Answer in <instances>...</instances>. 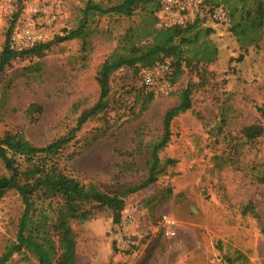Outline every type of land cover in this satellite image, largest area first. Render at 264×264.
<instances>
[{"label":"rangeland","instance_id":"obj_1","mask_svg":"<svg viewBox=\"0 0 264 264\" xmlns=\"http://www.w3.org/2000/svg\"><path fill=\"white\" fill-rule=\"evenodd\" d=\"M85 2L0 0V53L17 10L12 33L30 18L41 42H51L78 25ZM155 16L140 10L131 17L96 16L85 40L54 43L39 58L13 59L0 74V138L18 133L40 147L65 135L79 113L96 103L95 78L103 66L119 57L135 59L112 74L107 110L82 126L60 160L68 175L112 193L146 178V148L162 135L164 115L178 104L179 91L192 83L191 108L174 118L170 142L159 153L161 163H175L165 166L154 184L125 197L118 225L109 212L96 210L70 222L75 264H264V183L258 181L264 175V134L253 143L243 137L247 126L264 127L257 111L264 97V27L258 45L245 47L228 25L205 20L191 34L197 33L192 49L208 46L214 60L197 64L194 59L170 94L152 95L145 103L149 91L140 83L142 65L149 57L171 60L149 54L168 35ZM19 163L24 165L22 158ZM125 164H133L131 171ZM22 211L15 192L0 199V255L15 240ZM127 215L133 223L127 244L121 245L120 225ZM163 215L178 225L174 238H166L158 226ZM7 264L38 262L22 253Z\"/></svg>","mask_w":264,"mask_h":264},{"label":"trees","instance_id":"obj_2","mask_svg":"<svg viewBox=\"0 0 264 264\" xmlns=\"http://www.w3.org/2000/svg\"><path fill=\"white\" fill-rule=\"evenodd\" d=\"M21 1L17 0L19 3ZM206 3L215 7L222 5L227 9V20L222 24L229 26L232 35L243 46L258 45L264 27V0H206ZM158 9L159 0H109L106 3L102 0H86L80 10L81 17L78 25L65 31L64 35L56 36L54 41L37 43L34 47L21 52L9 48V39L19 13L17 10L5 34V43L0 53V74L13 59L19 56L39 58L54 43L74 39L85 40L90 34V22L96 16L131 17L137 10H140L143 15L155 16ZM200 25L198 21L184 28L159 29L168 33L166 43L163 46L153 47L149 54L153 58L158 53H163L171 58L169 64L174 67L173 81L182 74L183 68L191 66L194 59L197 60V64L201 61L211 63L214 60V51L210 47L200 46L197 50L192 49L196 46L197 33L193 36L191 34L197 32ZM186 52H193V57L186 56ZM135 62V59L119 57L103 66L95 78L99 87L96 103L79 113L75 125L65 135L40 147L34 146L18 133H6L0 138V160L7 172V175L0 176V199L13 191L18 195L23 206L15 240L4 248L0 255V264H7L14 254L22 253L30 254L38 264H75L70 222L84 220L96 210L109 212L112 222L118 225L125 208V197L154 184L164 167L175 163L172 159L161 163L159 153L170 142V127L174 118L191 108V96L195 87L192 83H188L179 91L178 104L164 115L162 135L147 146V158L144 165L147 176L141 183L132 187H120L112 193H106L93 183H81L68 175L65 167L60 165L63 151L75 139L82 126L107 110L112 74L123 65H133ZM161 62L164 61L157 62V59L149 57L142 65V69ZM152 98V93H147L144 97L145 103L150 102ZM32 107L41 110L38 106ZM257 111L260 120L264 122V97ZM263 134L262 124H252L243 129V137L250 143L262 137ZM75 155L76 153L69 155L68 161L71 162ZM21 158L24 165L19 163ZM124 166L127 171L133 168V164ZM258 181L264 183V175L259 176ZM45 202H49L48 208H45ZM52 202H57L59 207L52 209L50 205ZM37 203L42 205L39 207ZM49 208L52 209L51 215L48 212Z\"/></svg>","mask_w":264,"mask_h":264},{"label":"built area","instance_id":"obj_3","mask_svg":"<svg viewBox=\"0 0 264 264\" xmlns=\"http://www.w3.org/2000/svg\"><path fill=\"white\" fill-rule=\"evenodd\" d=\"M227 17L228 11L225 7L209 6L206 0H159L156 25L159 29L184 28L198 21L202 24L205 20L220 25L226 22ZM41 40V34L36 31L32 20L28 18L11 34L9 48L21 52L41 43ZM173 73L174 67L171 64L161 62L142 69L139 79L141 85L155 97L165 96L174 88ZM132 223V215H127L122 221L118 240L121 245L127 244L126 239L130 236ZM158 226L161 227L166 238H174L177 235L178 225L171 216L163 215L158 221ZM210 264L225 263L216 260Z\"/></svg>","mask_w":264,"mask_h":264}]
</instances>
